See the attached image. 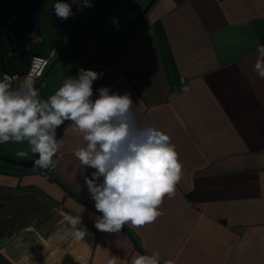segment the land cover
Here are the masks:
<instances>
[{"label":"crops","instance_id":"obj_1","mask_svg":"<svg viewBox=\"0 0 264 264\" xmlns=\"http://www.w3.org/2000/svg\"><path fill=\"white\" fill-rule=\"evenodd\" d=\"M36 1L38 46L56 37L59 29L48 24L79 20L66 46L64 33L45 54L40 46V55L53 47L58 55L37 89L50 78L66 79L59 74L61 61L71 77L81 68L98 73L150 0H90L92 7L82 12L73 4L67 20L55 16L56 0ZM88 27L97 33L80 47ZM257 45H264V0H155L98 79L93 99L101 87L130 93L137 116L175 145L181 179L163 198L162 215L141 227L125 224L119 233L98 231L94 218L100 213L84 184L94 170L73 155L83 141L67 121L57 131L65 143L50 179L34 168L11 165L8 174L0 168V189L11 190L17 212L11 236L0 246V264H108L113 256L120 258L117 264H131L137 252L156 251L161 264H264V79L254 71ZM16 50L25 65L28 47ZM18 151L24 150L7 156ZM65 214L81 216L89 233L84 240L62 230Z\"/></svg>","mask_w":264,"mask_h":264},{"label":"clouds","instance_id":"obj_2","mask_svg":"<svg viewBox=\"0 0 264 264\" xmlns=\"http://www.w3.org/2000/svg\"><path fill=\"white\" fill-rule=\"evenodd\" d=\"M73 4L81 5L78 11L92 7L90 0H72V4L56 0L55 16L67 20L74 15ZM254 71L264 79V45H257ZM99 78V73L81 68L53 95L41 99L32 82L12 89L13 78L5 75L0 81V144L26 142L38 156L34 165L48 169L57 163L53 158L65 143L63 137L57 139V129L65 121L71 122L72 132L83 141L73 155L85 170H94L84 177L94 208L100 213L94 218V227L100 232L119 233L125 224L141 227L162 215L158 209L165 196L174 194L182 165L170 137L139 121L130 93L110 94L108 87H101L93 99V82ZM16 155L24 158L28 151ZM61 224L75 240L89 235L81 227V216L65 214ZM118 260L113 256L108 264ZM131 264H161V256L158 251L151 255L137 252ZM163 264L175 262L167 259Z\"/></svg>","mask_w":264,"mask_h":264},{"label":"water","instance_id":"obj_3","mask_svg":"<svg viewBox=\"0 0 264 264\" xmlns=\"http://www.w3.org/2000/svg\"><path fill=\"white\" fill-rule=\"evenodd\" d=\"M154 2L155 0H150L149 3L146 4L143 11L136 17L137 19L132 27L128 29L112 53L109 54L107 60L100 66L101 68L98 71L100 77L109 67L116 56L115 54L121 49ZM38 9L39 5L36 0H0V72L8 71V69L11 68L12 60L8 51L11 50V46L15 39L22 40L23 45L21 47H28L32 55L39 54L41 48L38 46V43L33 42L35 34L37 35L40 32ZM24 53H26L25 50ZM97 82L98 79L93 82V87ZM66 122L67 121H65V123ZM64 124L60 128H62ZM37 158L38 156L34 154L24 158H19L17 156L10 157L7 156V153L5 154L0 150V162L15 166L16 168H34L37 170L38 167L34 165V161ZM50 176H52L51 173Z\"/></svg>","mask_w":264,"mask_h":264},{"label":"rangeland","instance_id":"obj_4","mask_svg":"<svg viewBox=\"0 0 264 264\" xmlns=\"http://www.w3.org/2000/svg\"><path fill=\"white\" fill-rule=\"evenodd\" d=\"M101 17L103 18L102 14H101ZM94 18L95 17H93V19ZM70 21H72V20H69L67 22V25H60V26L48 24V27H50V29H53V30L59 29V30L56 32V37H54L53 41L46 42L44 40L43 43H41L40 46L42 47L43 54H45V50H47L50 47L48 45L49 43L53 45V44H56V42L58 43L60 40H61L60 42H64L65 46L69 43V41H68V35L70 34L69 32H71V34L73 35V34L76 33V31L79 28V26L77 25L79 20H76L73 23L71 22L72 24L69 23ZM95 28H98L100 30L101 27L98 26V25H95ZM81 32L82 33H81V36H80V41L78 43V44H80V47L87 46L88 45L87 43H89L93 39L95 34L97 33V31H95V29H93L91 27L85 28ZM60 34H63L62 35V39L57 41V39H59V36H61ZM104 34H105L106 37H110V31L105 30ZM22 42L23 41L20 40V39H15L14 47L16 49L20 50L22 48L21 46L23 45ZM52 63H53V61H52ZM59 66H60L59 74L66 75V78L69 77L70 76L69 75V69H68V66L66 65V63H64V61H61ZM57 76H58V73H57ZM50 80H51V78L48 79L45 82L43 81V83H39L40 85L37 88V90L39 92V95H40L41 99H47L49 96L53 95L55 93L54 90L56 89V85L58 86L59 84H62L65 79L52 81L53 84L50 82ZM11 87H12V89H16L13 86H11ZM17 148L20 149V150L23 149L24 151H28L29 150V146L27 145L26 142H24V143L8 142V143H5V144H0V150L3 153H5V154L7 153V155L11 154V151H13V150H15ZM0 165H1V163H0ZM2 166H4V168L5 167H11V165H8L6 163L4 164L3 162H2ZM35 171L38 172L36 169H35Z\"/></svg>","mask_w":264,"mask_h":264},{"label":"built area","instance_id":"obj_5","mask_svg":"<svg viewBox=\"0 0 264 264\" xmlns=\"http://www.w3.org/2000/svg\"><path fill=\"white\" fill-rule=\"evenodd\" d=\"M36 40H33V42ZM13 46V45H12ZM11 46V50L8 51L11 60H12V65L11 68L8 69V71H1L0 72V81H2L7 75L8 77H12V85L15 88H18L22 84H24L26 81H30L33 83V86L36 87L38 84V81L42 79L44 74L46 73V69H49L52 61L56 58L58 55V49L56 47H53L50 49L49 55L44 57L40 54L37 55H30L28 57V61L25 65H20L21 60L19 59V53L16 49H14ZM187 85L185 82H183L180 86V89L184 90L186 89ZM139 121L141 123H148V119L144 115H138L137 116ZM54 160H58V158L55 156L53 158ZM54 166L48 168V169H41L37 168V173H39L44 179H50V173L51 169Z\"/></svg>","mask_w":264,"mask_h":264},{"label":"flooded vegetation","instance_id":"obj_6","mask_svg":"<svg viewBox=\"0 0 264 264\" xmlns=\"http://www.w3.org/2000/svg\"><path fill=\"white\" fill-rule=\"evenodd\" d=\"M0 168L2 169V172L6 174L11 171L10 167ZM10 191V189H0V246H2L4 242L8 240V237L11 236L8 233L11 232V227L14 226V215L17 213L16 209L11 208L14 207L11 204L14 199H12L13 197H11ZM21 216L23 219L24 215L22 214Z\"/></svg>","mask_w":264,"mask_h":264}]
</instances>
